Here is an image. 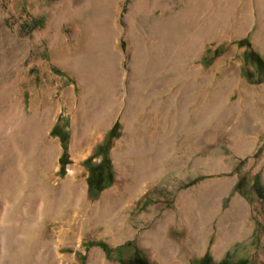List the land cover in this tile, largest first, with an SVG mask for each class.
Here are the masks:
<instances>
[{"label": "rangeland", "instance_id": "rangeland-1", "mask_svg": "<svg viewBox=\"0 0 264 264\" xmlns=\"http://www.w3.org/2000/svg\"><path fill=\"white\" fill-rule=\"evenodd\" d=\"M97 149L114 180L95 196ZM256 173L264 0H0V264H264Z\"/></svg>", "mask_w": 264, "mask_h": 264}, {"label": "trees", "instance_id": "trees-1", "mask_svg": "<svg viewBox=\"0 0 264 264\" xmlns=\"http://www.w3.org/2000/svg\"><path fill=\"white\" fill-rule=\"evenodd\" d=\"M237 42L241 45H248L249 50L248 54L249 56L253 57L255 56V51L253 47L250 44L249 41V35L242 37L237 40ZM57 125L54 127L53 132H56ZM120 127V121L117 120L114 125L109 129L108 131V137L114 136L116 133V130ZM62 144H63V152L61 154V162L63 168L66 167V163L68 162V133H60ZM103 143H100L98 147L102 148ZM101 151L98 149L95 151V153L89 157L86 158V163L90 168V174L88 177L89 181V192L92 195H97L99 194L105 187L110 185L113 180H114V173L112 169V160L109 155V152H106V155L103 157V159L99 163H92V159L96 154H99ZM105 167L108 169L105 171ZM243 184H244V179L240 178L236 184H235V189L243 190ZM253 187L254 189L258 192L259 196L264 199V184L260 180V174L256 173L254 176V181H253ZM99 243L107 250L111 251V247L109 244L104 241L100 240ZM231 257V251H228L225 257H223L220 261L219 264H227L228 260ZM211 258V252L210 248L207 249L204 255L201 256L200 262L201 264H208L207 262L209 261L208 259ZM125 264H158L154 262L145 252H143L141 249L136 248L132 254H130L127 259Z\"/></svg>", "mask_w": 264, "mask_h": 264}, {"label": "bare ground", "instance_id": "bare-ground-1", "mask_svg": "<svg viewBox=\"0 0 264 264\" xmlns=\"http://www.w3.org/2000/svg\"><path fill=\"white\" fill-rule=\"evenodd\" d=\"M104 11L106 12H109V9H110V6L108 4H106L105 7H103ZM149 23L150 25L156 29V28H162L164 30H169V29H172L173 27H176L178 26L179 24V20L177 19V17L175 18L174 16L172 17H163V18H151L149 19ZM109 32V31H108ZM106 36V35H105ZM104 36V41H103V52L105 53V55L108 57V58H112L113 55H114V51H112L110 49V38L109 36L107 35V37ZM198 46L194 45L193 47H191V52H189L187 54V57L191 58L192 56H194L198 50L197 48ZM95 51V50H94ZM87 59V62L90 61V59H92L94 57V52H93V49L89 48L87 51H86V54L84 55ZM86 63V62H84Z\"/></svg>", "mask_w": 264, "mask_h": 264}, {"label": "crops", "instance_id": "crops-1", "mask_svg": "<svg viewBox=\"0 0 264 264\" xmlns=\"http://www.w3.org/2000/svg\"><path fill=\"white\" fill-rule=\"evenodd\" d=\"M156 257H157L158 259H157ZM156 257H155V258L159 261V263L162 264V263H161L162 258H160L159 256H156Z\"/></svg>", "mask_w": 264, "mask_h": 264}]
</instances>
